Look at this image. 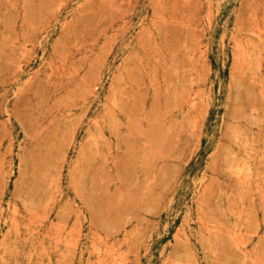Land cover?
<instances>
[{
	"label": "rangeland",
	"instance_id": "374dc122",
	"mask_svg": "<svg viewBox=\"0 0 264 264\" xmlns=\"http://www.w3.org/2000/svg\"><path fill=\"white\" fill-rule=\"evenodd\" d=\"M0 264H264V0H0Z\"/></svg>",
	"mask_w": 264,
	"mask_h": 264
}]
</instances>
